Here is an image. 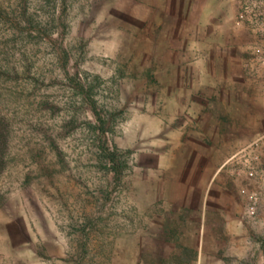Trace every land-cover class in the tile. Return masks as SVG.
<instances>
[{
  "label": "rangeland",
  "instance_id": "rangeland-1",
  "mask_svg": "<svg viewBox=\"0 0 264 264\" xmlns=\"http://www.w3.org/2000/svg\"><path fill=\"white\" fill-rule=\"evenodd\" d=\"M245 1L0 0V264H264Z\"/></svg>",
  "mask_w": 264,
  "mask_h": 264
},
{
  "label": "built area",
  "instance_id": "built-area-1",
  "mask_svg": "<svg viewBox=\"0 0 264 264\" xmlns=\"http://www.w3.org/2000/svg\"><path fill=\"white\" fill-rule=\"evenodd\" d=\"M238 20L239 22L246 24L264 25V14L259 11V8L255 3L245 1L238 12ZM254 210V204H249L247 212L251 214Z\"/></svg>",
  "mask_w": 264,
  "mask_h": 264
},
{
  "label": "trees",
  "instance_id": "trees-1",
  "mask_svg": "<svg viewBox=\"0 0 264 264\" xmlns=\"http://www.w3.org/2000/svg\"><path fill=\"white\" fill-rule=\"evenodd\" d=\"M81 91L82 92V95L83 98L86 100V101H90V96L87 94V92L85 91V89H82ZM97 113V124H96V129L99 130L101 133H103L104 131V125H105V121H104V118L101 116L100 112H96ZM3 137V133L0 132V139H2ZM3 140V139H2ZM101 152L103 153V159L106 161V162H109L111 163L112 165V169L115 171V174L116 175H119L120 174V168H115V166L117 167V164L119 163L118 160H117V156H116V152L114 150L110 151L106 148H104L103 146L101 147Z\"/></svg>",
  "mask_w": 264,
  "mask_h": 264
}]
</instances>
